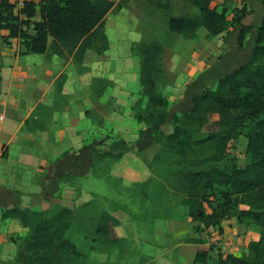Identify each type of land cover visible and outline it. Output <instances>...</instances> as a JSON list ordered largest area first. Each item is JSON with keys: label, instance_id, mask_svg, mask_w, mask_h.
I'll return each instance as SVG.
<instances>
[{"label": "trees", "instance_id": "16d2710c", "mask_svg": "<svg viewBox=\"0 0 264 264\" xmlns=\"http://www.w3.org/2000/svg\"><path fill=\"white\" fill-rule=\"evenodd\" d=\"M185 1L195 13H166L168 30L175 38L193 40L201 29L207 31L208 39L217 37L239 26L247 12L244 6L239 11L241 16L237 13L230 21L225 10L212 6V0ZM261 5L264 10V0ZM164 6L170 10L171 0ZM114 8L112 0H43L40 5L29 3L23 12L15 13L11 0H2L0 31L9 33L3 37L4 43L10 39L20 42L24 48L22 55L72 59L78 68L84 64L88 51H108L105 22ZM30 27L34 35L29 33ZM252 30L251 26L241 28L237 39L240 47ZM165 52V45L158 41L139 43L141 99L133 114L151 130L152 141L160 146L149 164L152 176L141 185L142 203L152 207L154 218L167 219L184 209L192 222L202 224L206 230L214 228L223 233L222 222L235 219L243 230L260 234L246 252L226 256L220 251L211 255L216 246L204 247L209 239L189 238L185 243L202 246L192 264H264V16L249 60L221 77L214 88H205L195 95L188 113L173 116V131L169 134L163 131L169 101L160 89V84L168 79L163 62ZM66 80V74L57 79L58 95L62 94ZM39 109L48 118L54 111L50 106ZM35 116L25 122L27 129L46 130L48 121L42 122ZM144 135L141 130L139 140ZM242 136L247 138L248 162L244 168L228 157L230 143ZM134 147L123 139L113 142L107 151L92 147L94 174H107L101 163L109 167ZM160 159L169 164L156 170L153 165ZM98 200L105 202L95 197L76 210L59 206L44 212L28 208L6 210L3 219L18 220L28 229L26 236L11 237L18 245L14 264H85L89 253H107L122 247L125 240L115 231L119 221ZM147 214H151L149 210ZM200 228L201 225L195 230ZM70 233L84 237L86 250H80Z\"/></svg>", "mask_w": 264, "mask_h": 264}, {"label": "crops", "instance_id": "0c3cea01", "mask_svg": "<svg viewBox=\"0 0 264 264\" xmlns=\"http://www.w3.org/2000/svg\"><path fill=\"white\" fill-rule=\"evenodd\" d=\"M241 3L247 8L246 15L230 32L211 39L207 38V31L202 30L193 40L176 36L166 63L171 82L163 91L169 101V116L163 131L172 124L175 114H186L192 109L195 95L205 88H214L221 77L249 60L264 10L261 0H239L240 6ZM244 26H251L253 30L240 47L237 39ZM29 33L34 35L35 31L29 30ZM8 34V31H0V131L1 142L6 147L5 157L0 161V258H15L17 244L11 237H23L28 233L18 220L2 218L6 210L28 208L33 212H44L55 206L76 210L88 203L83 199L85 179L98 177L103 178L109 190L103 194L96 187L92 191L93 199L100 197L122 207L105 209L119 221L115 228L117 236L125 240L124 244L132 243L130 250H136V264H192L202 246L185 243V240L210 241L212 230L192 222L184 209L167 219L154 218L152 207L142 203L141 185L152 176L143 153L150 155L148 147L152 146L151 150H154L157 146L151 139V130L139 123L133 114L141 94L132 92L128 86L139 79L140 71L131 81L129 76L110 74L113 68L123 70L125 63L115 66L97 63L92 68L94 83L89 85L77 72L72 59L50 56L47 61V55H22L24 48L17 39L4 43L3 37ZM106 68L107 72L103 73ZM62 74L67 75V81L62 94L58 95L56 81ZM95 78L103 81L95 83ZM114 100L120 106L119 110L109 114L98 111L107 101ZM86 102L92 103L90 110L99 112L98 122H94L91 112L83 106ZM40 106L54 107L50 118L39 109ZM33 116L42 122L48 121V128L44 131L27 129L25 122ZM126 117H133L140 124L135 131L124 124ZM141 130L145 135L139 140ZM120 139L137 144L136 151L126 153L109 167L102 162V168L108 173L104 176L94 174L91 148L107 151ZM147 210L151 214L146 215ZM124 212L131 215L135 226L123 223L120 215H125ZM141 222L152 223L149 232L138 231ZM199 225L202 228L196 231ZM222 226L232 236L240 254L247 251L250 242L260 238L259 232L243 230L235 219L222 222ZM186 227V235L175 236ZM204 247L209 249L210 243ZM122 250L123 247L118 246L107 253L92 254L98 261H116ZM125 251L132 254L128 248ZM218 251L216 247L211 255L216 256ZM131 259L127 256L126 261Z\"/></svg>", "mask_w": 264, "mask_h": 264}, {"label": "rangeland", "instance_id": "374dc122", "mask_svg": "<svg viewBox=\"0 0 264 264\" xmlns=\"http://www.w3.org/2000/svg\"><path fill=\"white\" fill-rule=\"evenodd\" d=\"M2 1V0H1ZM115 3V8L112 12H110L106 18L105 22V31L109 39V49L103 54H97L94 51H90L87 53L85 57L84 64L80 67H76L77 72L86 79V84H93L92 77V68L97 63H110L111 66H115L116 63L119 65L121 63H125L123 70H119L116 68L110 69L111 75H126L129 76L131 81L136 78L138 71H140V61L141 56L139 54V43L140 42H154L158 41L165 45L166 52L164 54L163 62L166 66L170 57V49L175 40V35L171 34L168 30V15L167 12H170L169 15H182L185 13H195V9H192L190 5H188L185 0H171V8L170 10L165 9L167 0H112ZM162 3L160 5V3ZM212 6L217 10L222 11L225 10L227 14V18L231 21L233 17L238 13L241 16L239 11L244 8V4H239V0H212ZM237 27V26H236ZM234 27V28H236ZM33 27H30V32L34 33ZM231 28V29H234ZM27 29V28H26ZM230 29V30H231ZM203 32H206L205 29H201ZM230 32V31H229ZM58 57V56H57ZM50 56L47 55L45 59L48 61ZM62 59V58H61ZM74 63V62H73ZM107 65V64H106ZM108 68H106L103 73L107 72ZM122 71H126L123 72ZM166 71L168 72V68L166 66ZM98 71H96V74ZM100 74V73H99ZM168 79L160 84V89L163 92L165 90V86L171 82V77L167 76ZM94 79V78H93ZM97 79V78H95ZM67 81V80H66ZM97 83V82H95ZM94 89L93 86H91ZM129 89L132 92L138 94L141 91V86L139 83V79L129 84ZM91 89V90H92ZM164 93V92H163ZM84 103L85 109L91 112L92 119L94 122H98L100 119V113L109 114L112 110L116 111L120 109V106L116 105V100L109 102L100 107L97 112L95 109L90 110L89 105L92 103ZM93 106V105H92ZM104 107H107L105 109ZM116 107V108H115ZM104 108V109H103ZM103 109V110H102ZM124 124L132 131H135L136 128L140 125L133 117H126ZM128 130V129H127ZM173 131V125H167L165 127L166 133H171ZM129 132V131H128ZM132 144V143H130ZM136 145L131 151H136ZM157 148L154 147V150L151 147H148V150L151 152L143 153V158L147 159L148 163L151 164L155 158V156L160 151V146L156 145ZM247 147V138L242 136L238 140L230 143L228 148V157L236 161L239 167L244 168L248 162V154L246 151ZM139 153V152H137ZM142 153V152H141ZM206 154H200V156H205ZM168 160L172 159L168 157ZM168 163H164L161 159L155 161L154 167L156 170L162 169L167 166ZM84 186V201L89 202L93 199L92 191L97 187L101 193H105L109 190L107 183L103 180V178H91L85 179L83 183ZM98 203L103 205L104 207L114 208L115 203H111L109 201L103 202L99 201ZM125 213V212H124ZM121 218L124 220L123 223L125 225H134L132 222L131 215L125 213V215L121 214ZM166 221V220H164ZM142 225L138 228L140 233H147L150 230L151 222H141ZM135 226V225H134ZM187 227L180 231V234H175L176 237H182L186 235ZM226 231H229L226 229ZM225 232V231H224ZM21 237V236H17ZM70 237L74 240V242L80 247V250H84V244H86V240L80 234H74ZM132 243L124 244L123 250L121 254L118 255L116 261H98L94 258L92 253H89L87 261L85 264H136L138 262L137 252L136 250H130ZM134 245V244H133ZM128 248L129 251L132 252L130 255L127 253L125 249ZM149 250H152L151 247H146ZM18 249V245H17ZM154 249V248H153ZM86 250V249H85ZM127 256L132 258L130 261H126ZM15 258L12 259H1L0 264H14Z\"/></svg>", "mask_w": 264, "mask_h": 264}, {"label": "built area", "instance_id": "2783aa9c", "mask_svg": "<svg viewBox=\"0 0 264 264\" xmlns=\"http://www.w3.org/2000/svg\"><path fill=\"white\" fill-rule=\"evenodd\" d=\"M43 0H11L15 8V13H21L26 9L29 3L40 5ZM22 18L24 14H21ZM1 119V118H0ZM6 147L1 142V131H0V161L5 157ZM210 244L215 245L224 255L236 254L240 250L237 248L232 236L226 232L221 233L219 230L211 228Z\"/></svg>", "mask_w": 264, "mask_h": 264}]
</instances>
